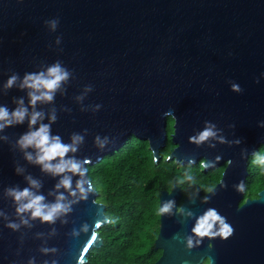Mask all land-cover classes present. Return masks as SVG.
Instances as JSON below:
<instances>
[{"label": "water", "instance_id": "water-1", "mask_svg": "<svg viewBox=\"0 0 264 264\" xmlns=\"http://www.w3.org/2000/svg\"><path fill=\"white\" fill-rule=\"evenodd\" d=\"M228 158L205 195L160 188L154 264H264V0H0V264H84L105 204L88 165L130 135L156 162Z\"/></svg>", "mask_w": 264, "mask_h": 264}, {"label": "trees", "instance_id": "trees-1", "mask_svg": "<svg viewBox=\"0 0 264 264\" xmlns=\"http://www.w3.org/2000/svg\"><path fill=\"white\" fill-rule=\"evenodd\" d=\"M255 152L259 168L256 189H260L264 186V145ZM172 165L155 163L148 143L135 136L88 165V177L98 199L105 203L109 220L99 228L103 243L89 250L84 264H154L160 254V249L150 246L158 229V191L171 185ZM254 166L250 161L249 169ZM178 171L183 195L203 186L202 179L193 177L192 164H180Z\"/></svg>", "mask_w": 264, "mask_h": 264}, {"label": "flooded vegetation", "instance_id": "flooded-vegetation-1", "mask_svg": "<svg viewBox=\"0 0 264 264\" xmlns=\"http://www.w3.org/2000/svg\"><path fill=\"white\" fill-rule=\"evenodd\" d=\"M173 133H174V118L171 114L167 113L166 114V125H165V140H164L163 145L159 148L158 160L156 162L154 161L155 163L167 161L168 163L170 162V163H173V165H175L173 168V171L171 172V174H172L171 185L168 188H163V189H167V190H170L175 183L178 184L177 183L178 173H179L178 170H179V165L182 164L180 162H176L174 158H169V157L166 158V156L177 145L172 140ZM132 136H135V135H130L129 137H132ZM144 141H146L148 143L147 140H144ZM148 147H149V143H148ZM151 154H152V151H151ZM253 156H255V157H253ZM152 157H153V154H152ZM250 158H251V160H250ZM257 158H258V154L256 152L253 155H250L248 158V174L246 176L245 187H244L243 193H242L243 196L238 201V204H242L246 200L247 197L249 199L257 197L259 190L264 187L263 186L260 189H256V186L258 185V177H259V168L257 166L258 165L257 164ZM203 161H204V157H200L194 163H191V162L184 163V164H188V163L192 164L194 166V170H195L193 177H197L196 179H202L201 183L203 184V186L194 188V189H200L201 195H205L212 187H214L216 185V183H218L221 180L222 173L224 172L229 160H228V158H226L223 161L218 162L217 164L215 163L211 166L204 165ZM250 161H252L256 164V166H254L252 170L249 169ZM191 192H189V193H191ZM158 195H159V193H158ZM182 196H184V195L182 194ZM96 200L100 201L98 199V192H97ZM100 202H102V201H100ZM158 210H159V201H158ZM158 225H159V216H158ZM157 232H158V229H157ZM158 249H160V248H158ZM161 251L162 250L160 249V254H161ZM160 254H159V256H160ZM198 264H209L208 257L204 256L202 261Z\"/></svg>", "mask_w": 264, "mask_h": 264}]
</instances>
